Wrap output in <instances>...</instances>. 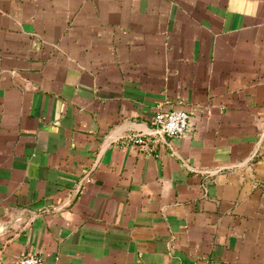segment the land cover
Here are the masks:
<instances>
[{"label": "crops", "instance_id": "0c3cea01", "mask_svg": "<svg viewBox=\"0 0 264 264\" xmlns=\"http://www.w3.org/2000/svg\"><path fill=\"white\" fill-rule=\"evenodd\" d=\"M27 253L264 264V0H0V264Z\"/></svg>", "mask_w": 264, "mask_h": 264}, {"label": "built area", "instance_id": "2783aa9c", "mask_svg": "<svg viewBox=\"0 0 264 264\" xmlns=\"http://www.w3.org/2000/svg\"><path fill=\"white\" fill-rule=\"evenodd\" d=\"M154 134L162 137L163 135L181 136L190 130V113L185 109H172L169 111L159 110L152 119ZM131 139L146 145V137L142 133H132ZM89 180V178H88ZM40 257L34 253H27L20 257L13 264H39Z\"/></svg>", "mask_w": 264, "mask_h": 264}]
</instances>
